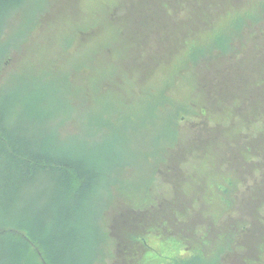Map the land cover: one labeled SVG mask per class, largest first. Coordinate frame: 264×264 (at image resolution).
<instances>
[{
	"label": "rangeland",
	"instance_id": "obj_1",
	"mask_svg": "<svg viewBox=\"0 0 264 264\" xmlns=\"http://www.w3.org/2000/svg\"><path fill=\"white\" fill-rule=\"evenodd\" d=\"M5 92L63 112L56 142L93 178L91 191L71 201L80 204L79 250L97 229L108 237L113 214L122 226L120 212L146 207L181 220L194 203L190 225L193 214L204 223L218 217L222 201L253 218L262 207L264 169L251 161V145L264 155V120L244 126L245 115L264 113V0H0ZM226 186L238 197L220 194ZM258 222L241 236L253 247ZM149 228L137 263L204 264L177 235ZM114 239L106 238V252Z\"/></svg>",
	"mask_w": 264,
	"mask_h": 264
},
{
	"label": "trees",
	"instance_id": "obj_2",
	"mask_svg": "<svg viewBox=\"0 0 264 264\" xmlns=\"http://www.w3.org/2000/svg\"><path fill=\"white\" fill-rule=\"evenodd\" d=\"M204 17L209 19L211 15L204 14ZM212 20L207 24L211 26ZM34 97L36 95L18 98L11 92L0 96V264H96L98 261L106 264L105 259L109 258H112V264H139L137 261L149 247L146 235L151 231L150 225L162 227L169 235H177L186 244V251L194 249L201 253L203 262L204 259L207 262V256L212 254L216 261L211 264H223L222 261L226 264H264V192L257 201L262 207L255 211L259 228L262 226L263 229L255 236L258 243L254 247L241 236L257 220L253 215L241 213L230 202L222 201L220 204L225 210L218 217L207 216L205 223L194 220L193 215L197 214L194 203L182 209L181 220L175 211L159 219L153 208L144 207L138 214L120 212L124 217L122 227L117 225L113 214L108 237L97 229L94 239L84 238L85 245L82 244V250H79L75 243L73 217L76 218L80 204L71 201L91 191L93 178L86 175L81 162L68 158L64 147L56 142L63 138L61 126L56 121L63 112H53L41 106V102L36 104ZM56 100L60 102L58 96ZM33 104L41 107L40 110L35 111ZM239 115L240 112L234 113L229 123ZM200 117L202 121L203 117ZM245 117L244 127L249 128L256 121H263L264 113ZM50 118L53 124L46 121ZM50 127L54 131H50ZM243 136L248 139L249 133H243ZM246 142L251 145L250 141ZM251 148L255 155L251 161L256 158L260 170L264 169L263 153L257 152L252 145ZM222 174L221 171L216 177ZM241 180V185L247 188L248 177ZM226 188L220 194L229 199L238 197L234 189ZM44 197L51 199L52 204L42 199ZM34 201L41 205L36 212ZM203 209L205 206L199 211ZM193 212L188 225L187 220ZM112 235L115 249L106 252L107 240ZM95 244L102 249L97 250Z\"/></svg>",
	"mask_w": 264,
	"mask_h": 264
}]
</instances>
